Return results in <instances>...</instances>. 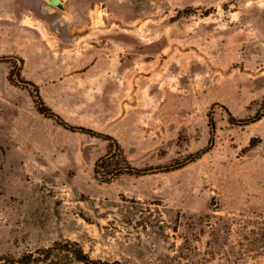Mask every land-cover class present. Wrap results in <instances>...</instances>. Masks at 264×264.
Instances as JSON below:
<instances>
[{
	"label": "rangeland",
	"instance_id": "rangeland-1",
	"mask_svg": "<svg viewBox=\"0 0 264 264\" xmlns=\"http://www.w3.org/2000/svg\"><path fill=\"white\" fill-rule=\"evenodd\" d=\"M58 1L0 0V264H264V0Z\"/></svg>",
	"mask_w": 264,
	"mask_h": 264
},
{
	"label": "trees",
	"instance_id": "trees-1",
	"mask_svg": "<svg viewBox=\"0 0 264 264\" xmlns=\"http://www.w3.org/2000/svg\"><path fill=\"white\" fill-rule=\"evenodd\" d=\"M27 83L34 85L33 83H31L29 81H27ZM35 88H36V91L38 92L37 100L35 99V103H36L37 109L40 113H42L43 115H45L47 117L54 118L59 124L63 125L66 128H69L71 130H74V131L79 130V131H83V132L85 131L88 133L100 135V133H97L96 131H94L92 129H88V128H85L82 126H73V125L67 123L59 114L55 113L49 106H47L44 103V101H43V99H42V97L38 91V87L35 86ZM101 136H103V135H101ZM104 136L108 140H111L113 143L112 142L109 143L108 153L96 161L94 172H95V175L99 179H101L103 181H108L112 177L121 175L123 173L144 174V173H147L149 171L148 168L140 169V168H137V167L131 165L129 163L128 158L125 155L123 149L121 148V146L117 142V140L111 135H104ZM53 250H54V248L45 249V252H46L45 257L46 258L43 259V261L47 260L48 258H50V256H52ZM62 250H66V249H62ZM66 251H67L68 255L73 254V256H75V258L77 260H82V261H85L87 263L92 262L91 259H89V256L86 253H84V251L81 249L73 250V251H72V249H67ZM54 264H60V263H54Z\"/></svg>",
	"mask_w": 264,
	"mask_h": 264
},
{
	"label": "crops",
	"instance_id": "crops-1",
	"mask_svg": "<svg viewBox=\"0 0 264 264\" xmlns=\"http://www.w3.org/2000/svg\"><path fill=\"white\" fill-rule=\"evenodd\" d=\"M69 23H67L66 22V24H65V27L66 28H69ZM112 83L110 82V80H108V81H106L104 84H103V87H102V89H103V92H109L111 89H112Z\"/></svg>",
	"mask_w": 264,
	"mask_h": 264
},
{
	"label": "water",
	"instance_id": "water-1",
	"mask_svg": "<svg viewBox=\"0 0 264 264\" xmlns=\"http://www.w3.org/2000/svg\"><path fill=\"white\" fill-rule=\"evenodd\" d=\"M53 3H55V4H59V1L58 0H51ZM63 23V21L62 20H60V23Z\"/></svg>",
	"mask_w": 264,
	"mask_h": 264
}]
</instances>
